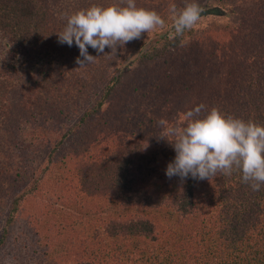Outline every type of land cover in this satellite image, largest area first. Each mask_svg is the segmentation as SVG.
I'll use <instances>...</instances> for the list:
<instances>
[{"label":"trees","instance_id":"obj_1","mask_svg":"<svg viewBox=\"0 0 264 264\" xmlns=\"http://www.w3.org/2000/svg\"><path fill=\"white\" fill-rule=\"evenodd\" d=\"M60 1L0 0V264L26 238L14 264H264V0L134 25ZM211 34L225 85L182 105Z\"/></svg>","mask_w":264,"mask_h":264},{"label":"rangeland","instance_id":"obj_2","mask_svg":"<svg viewBox=\"0 0 264 264\" xmlns=\"http://www.w3.org/2000/svg\"><path fill=\"white\" fill-rule=\"evenodd\" d=\"M211 2H214V0H61L54 5V9L58 13V16L62 19V25H103L107 22H111L109 20V17L111 16H118V19H122L123 25H134V20H137L136 18L139 15L145 16L144 14H148L152 19L157 20L161 17L171 16L172 12H174L177 8H184L186 6L189 9L187 15L191 17L198 11H203V9L205 11L208 9ZM256 3L257 0H233L234 7L236 9H246L245 14L252 8H255L257 5ZM258 15L259 13L257 16ZM261 17L263 18L262 25H264L263 13H260V18ZM207 37L208 38L204 40V43L199 41L197 42L194 39H189L186 43V46L188 47L193 45L196 49V53L201 52V58H203L205 54L209 53L210 58L208 57L209 59L207 64L203 69H200V71L193 70L191 71L192 74L190 73L189 75H184L181 77V80H177L179 83L191 84L190 88L185 89L188 94L186 95L182 105L185 104L186 106L189 101L191 102V98L194 97L193 91H195L193 87L198 86L201 88V92L195 95V97L199 98L197 100L205 102L207 105L206 107H213V101L216 100V96L212 94V89H214L213 85L215 87L217 84L220 90H222L225 85L222 82L220 76L221 74L218 71L217 62H224V58L226 57L232 58L236 54L234 53L236 47L230 45V41L228 40L229 37L222 36L216 38L215 34H211ZM1 43L3 44L4 41ZM201 44L206 47L203 48ZM6 45L7 47L9 46L7 43ZM227 45L229 48H227ZM221 47H224V51L226 52L214 56L212 54V50H220ZM219 57L220 59L218 61L217 58ZM128 59L129 58H126L125 60L128 61ZM211 63H213V68L211 67ZM77 70L82 72L84 69L82 66H79ZM180 108L176 110V114ZM176 125L179 126L178 123H176ZM174 136L175 134H173L172 137ZM30 241L31 238H26L25 240L20 239L18 243L14 241L11 245L8 244L7 248L3 251L5 256L3 258L4 262L1 264H4L7 261L10 262V264L18 262L17 260H12L14 254H18L20 248L25 246V244H28ZM23 253H25L24 249Z\"/></svg>","mask_w":264,"mask_h":264}]
</instances>
